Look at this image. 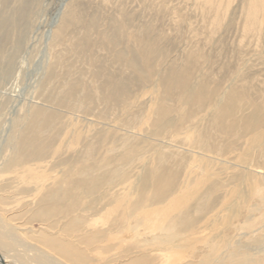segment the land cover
I'll use <instances>...</instances> for the list:
<instances>
[{
	"label": "rangeland",
	"instance_id": "rangeland-1",
	"mask_svg": "<svg viewBox=\"0 0 264 264\" xmlns=\"http://www.w3.org/2000/svg\"><path fill=\"white\" fill-rule=\"evenodd\" d=\"M0 219L67 264H264V0H0Z\"/></svg>",
	"mask_w": 264,
	"mask_h": 264
},
{
	"label": "bare ground",
	"instance_id": "bare-ground-1",
	"mask_svg": "<svg viewBox=\"0 0 264 264\" xmlns=\"http://www.w3.org/2000/svg\"><path fill=\"white\" fill-rule=\"evenodd\" d=\"M0 228H2V230L5 232L4 237H3V235H1V238L3 239V241L4 240L9 241L13 246H15V250H16L14 254H11L10 252H8V250H7V252H8L7 253L6 250L2 249V245H1L2 243L0 242V264H67L58 256L48 253L46 249L43 251L39 247L35 246L34 244H32L30 242L29 243L24 242L26 240L22 241L18 237H16V238L14 236L12 237L11 232L7 228L6 224L2 222L1 219H0ZM125 232L126 231L121 232V233L123 234ZM0 234H2V233H0ZM125 234H127V233H125ZM138 237H141V236L139 235ZM138 237H137V239H138ZM114 238L116 240H119L120 242L126 241L127 239H129L128 237H121V235L120 236L115 235ZM141 239H142V237H141ZM131 240H133V239H131ZM138 241H143V240L139 239ZM143 242H145V241H143ZM174 248H171L172 250L170 249L171 255H177L176 250Z\"/></svg>",
	"mask_w": 264,
	"mask_h": 264
}]
</instances>
